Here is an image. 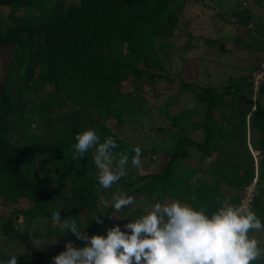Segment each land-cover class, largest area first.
<instances>
[{"label": "rangeland", "instance_id": "rangeland-1", "mask_svg": "<svg viewBox=\"0 0 264 264\" xmlns=\"http://www.w3.org/2000/svg\"><path fill=\"white\" fill-rule=\"evenodd\" d=\"M261 2L260 7L255 6ZM28 10L20 7L16 14L26 16L32 13ZM263 11L264 0H187L176 26L167 34L152 37L145 30L124 41L120 59L129 66L112 73L121 77L107 87L115 98H110L106 106L76 99L81 92L78 87L66 80L57 85L42 76L40 69L36 79L22 89L27 61L15 66L10 97L16 107L2 122L21 167L34 180L49 175L51 182L45 190L56 194L47 203L46 214L33 218L20 211L30 206L27 195L0 193V259L6 261L19 251L17 264H50L51 258L63 250L66 240L82 246L84 241L75 240L71 233L58 236L52 244L33 243L32 240L47 242L60 234V229L51 224L48 212L61 205V218L70 216L67 219H76L79 225L89 222L97 212L114 211L110 206L104 208L99 201L101 197L110 198L117 190L137 200L143 197L145 210L154 200L186 199L192 194L202 205L214 202L218 196L237 203L247 178L239 182L236 177L245 171L248 176L258 171V193L251 209L264 221V157L260 144L264 133L254 124V119L262 114L256 111L259 91L245 87L239 94H233L229 87L233 82L244 83L240 79L244 74L250 80L253 69L264 60V22L258 19L260 15L256 16L257 12L264 14ZM12 14L9 6L0 7L3 27L13 24ZM45 37L37 33L20 34L0 47V82L14 66L17 55L25 54L31 44L37 45ZM56 45L65 51L69 49L64 40ZM103 52L106 54L107 49ZM98 61L97 64L103 63ZM134 67L142 71L135 74ZM204 87H211L216 93L211 120L206 119L210 101L198 99ZM22 92L21 102H17ZM260 99L264 110V95ZM174 116H178L176 125L171 121ZM77 122L79 129L94 128L102 138L112 135L117 139L119 151L133 145L141 147L142 166L139 170L129 166L126 178L158 172L167 163L180 135L188 134L202 142L207 133L206 122L214 134L206 152L192 145L189 157L176 162L173 175L165 182L138 188L118 181L110 189L98 190L97 170L92 163L94 149L78 161L72 158L75 142L72 129ZM58 144L60 157L54 151ZM63 174L66 176L61 178ZM85 183H90L95 191L87 206L73 199ZM130 214L136 215L135 210ZM126 219L129 218L103 217V224L91 221L86 231L90 235L105 233L107 227L123 225ZM254 235L264 243V231ZM256 264H264V260Z\"/></svg>", "mask_w": 264, "mask_h": 264}, {"label": "trees", "instance_id": "trees-1", "mask_svg": "<svg viewBox=\"0 0 264 264\" xmlns=\"http://www.w3.org/2000/svg\"><path fill=\"white\" fill-rule=\"evenodd\" d=\"M187 0H78L77 2L65 3V0H0V7L9 6L11 21L13 24L3 27L0 24V47L8 45L17 35L20 34H45L46 37L39 41L37 45H32L25 50V54H18L14 66L6 71L4 79L0 82V193L3 195L25 194L29 197L30 206L21 209V213L36 218L46 214V205L56 194L55 191H46L45 187L51 182L49 175H44L40 179L34 180L28 176L18 162L17 151L8 135L3 118L14 112L16 104L10 97V90L13 87L11 73L15 66H20L27 61V69L24 73V86H29L30 82L36 79L37 69H40L42 76L49 78L53 83L60 85L63 80L74 87H78L80 94L78 100L89 101L96 106L109 104L110 98H115V94H110L107 87L112 85L113 80L118 77L112 73L125 70L129 64L120 59L124 41L136 32L148 30L150 36L167 34L172 30L180 11ZM177 4L173 6V4ZM20 7H28L31 14L18 15L16 11ZM66 42L67 51L61 45L56 44ZM57 41L58 43H55ZM129 46L132 42L129 41ZM77 47V48H74ZM59 48V49H58ZM107 49L104 54L103 50ZM75 49V51H74ZM97 59V61H95ZM101 60L103 63H98ZM95 61V62H94ZM26 65V64H25ZM91 69V70H90ZM94 69L97 72H94ZM135 74L142 71V68L134 67ZM108 75H104L103 73ZM244 83L233 82L230 84L231 92L239 94L245 87H249L253 92V83L246 74L240 77ZM17 98L21 102L23 92ZM264 95V82L260 85L257 97L256 111L262 114L254 119V124L264 133V110L260 106V98ZM109 96V98H108ZM216 93L211 87H204L198 93L200 101H210L206 119L211 120L213 101ZM178 116L171 118L172 124H177ZM206 136L202 142L194 140L188 134H182L169 153L167 163L158 172L146 173L134 178L122 177L131 186L145 188L153 182L159 184L170 179L175 170V164L179 159L188 158L190 147L196 145L202 152L208 150L210 139L214 131L208 122L205 123ZM81 131L78 122L72 129L73 135ZM263 148L264 157V136L260 141ZM57 156H61V147H55ZM119 151V150H117ZM264 164V159L262 160ZM65 173V172H63ZM254 172L248 176L245 171L238 175L236 179L242 182L245 187L253 178ZM63 174L61 176L65 177ZM199 182H197L198 185ZM201 186V182L199 183ZM95 191L90 183H85L79 187L74 195L76 202L83 206L89 205L94 198ZM241 195V196H242ZM240 200L237 202L239 203ZM255 201L253 202V204ZM90 229V228H89Z\"/></svg>", "mask_w": 264, "mask_h": 264}, {"label": "clouds", "instance_id": "clouds-1", "mask_svg": "<svg viewBox=\"0 0 264 264\" xmlns=\"http://www.w3.org/2000/svg\"><path fill=\"white\" fill-rule=\"evenodd\" d=\"M74 141L73 160L87 157L85 154L94 149L92 163L97 170L98 190L112 188L129 166L137 170L142 166L140 146L117 151V139L112 135L102 138L94 128L76 132ZM143 199L117 190L99 201L114 211L97 212L89 222L79 225L76 219L68 220L70 216L61 218L62 205L53 208L48 216L60 234L47 242L32 241L52 244L68 233L84 241L76 246L73 240H66L50 264H256L264 260V243L254 235L264 231V221L246 201L232 203L218 196L214 202L202 205L192 194L186 199L154 200L145 210ZM133 210L134 216L130 214ZM103 217L129 219L123 225L107 227L105 233L90 235L87 225L91 221L103 224ZM18 252L6 261L0 259V264H17Z\"/></svg>", "mask_w": 264, "mask_h": 264}, {"label": "built area", "instance_id": "built-area-1", "mask_svg": "<svg viewBox=\"0 0 264 264\" xmlns=\"http://www.w3.org/2000/svg\"><path fill=\"white\" fill-rule=\"evenodd\" d=\"M251 81L253 83L254 91L258 92L260 85L264 82V62L255 69H253L251 73ZM255 173L256 174L253 176L249 184L245 187L244 194L240 199V201H246L250 208H252L253 202L258 193L256 189L257 183L259 181L258 171H256Z\"/></svg>", "mask_w": 264, "mask_h": 264}, {"label": "crops", "instance_id": "crops-1", "mask_svg": "<svg viewBox=\"0 0 264 264\" xmlns=\"http://www.w3.org/2000/svg\"><path fill=\"white\" fill-rule=\"evenodd\" d=\"M261 4H262V2H261L260 4H256L255 6H256V7H260ZM253 6H254V4H252V7H253ZM263 12H264V11H263ZM257 15H260V16L258 17ZM256 16L258 17L259 20H261V21L264 22V14H260L259 12H257ZM262 17H263V18H262ZM261 18H262V19H261ZM256 21H257V20H256ZM261 61H262V60H261ZM261 61H260L259 65H261V64L264 62V60H263L262 62H261ZM259 65H258V66H259ZM255 68H256V67H255ZM255 68H254V69H255ZM242 196H243V195H242ZM242 196H241V197H242ZM241 197H240V199H241Z\"/></svg>", "mask_w": 264, "mask_h": 264}]
</instances>
